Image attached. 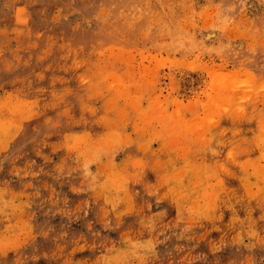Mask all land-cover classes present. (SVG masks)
<instances>
[{
	"label": "rangeland",
	"instance_id": "rangeland-1",
	"mask_svg": "<svg viewBox=\"0 0 264 264\" xmlns=\"http://www.w3.org/2000/svg\"><path fill=\"white\" fill-rule=\"evenodd\" d=\"M0 264H264V0H0Z\"/></svg>",
	"mask_w": 264,
	"mask_h": 264
}]
</instances>
